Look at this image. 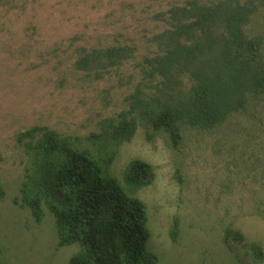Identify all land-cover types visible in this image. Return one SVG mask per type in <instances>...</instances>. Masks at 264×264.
I'll return each instance as SVG.
<instances>
[{"label": "rangeland", "instance_id": "rangeland-1", "mask_svg": "<svg viewBox=\"0 0 264 264\" xmlns=\"http://www.w3.org/2000/svg\"><path fill=\"white\" fill-rule=\"evenodd\" d=\"M185 1L0 0V264H68L79 248L73 244L55 251L54 220L44 203L45 216L37 224L28 208L14 202H21L31 169L18 133L45 126L86 135L125 110V97L136 83L128 80L135 75L134 64L95 79L74 66L81 50L134 44L137 61L153 55L156 47L149 39L166 27L155 14ZM236 123L213 137L190 136L184 157L175 160L160 139L147 143L140 130L118 148L112 173L133 158L155 169L153 183L136 195L147 206V248L158 264H264L253 260L249 246L258 242L264 254V220L250 214L257 198L264 197L259 185L264 179L258 176L252 183L247 166L257 147L241 144L250 133L264 138V125L256 130L244 120ZM229 144L235 145L230 153ZM54 192V200H60L62 194ZM228 226L246 241L230 239L225 246Z\"/></svg>", "mask_w": 264, "mask_h": 264}, {"label": "trees", "instance_id": "trees-1", "mask_svg": "<svg viewBox=\"0 0 264 264\" xmlns=\"http://www.w3.org/2000/svg\"><path fill=\"white\" fill-rule=\"evenodd\" d=\"M154 19L166 27L149 39L156 47L153 55L137 61L134 44H117L82 49L74 64L95 79L134 64L135 75L128 80L136 83L125 97V110L86 135L34 126L16 137L31 169L21 202H14L28 208L37 224L44 219V203L54 220L55 251L79 246L68 264H158L147 248V206L136 195L153 183L154 167L133 158L118 174L111 172L118 148L138 130L147 143L160 139L175 160L184 157L190 136L213 137L235 127L237 120L256 130L264 125V0H186L158 11ZM249 135L241 144L257 147L247 166L257 183L258 176L264 179V138ZM233 146L229 144V153ZM259 185L264 188V181ZM225 188L232 191L230 185ZM54 191L62 194L60 200H54ZM263 199L258 197L256 210L249 212L261 220ZM177 234L175 221L173 241ZM230 239L246 241L228 226L225 246ZM249 246L253 260L261 263L259 243L249 241Z\"/></svg>", "mask_w": 264, "mask_h": 264}]
</instances>
